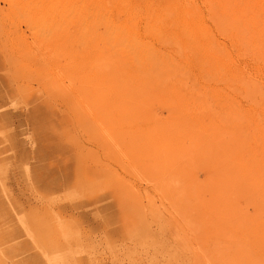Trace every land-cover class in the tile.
<instances>
[{"label": "rangeland", "instance_id": "1", "mask_svg": "<svg viewBox=\"0 0 264 264\" xmlns=\"http://www.w3.org/2000/svg\"><path fill=\"white\" fill-rule=\"evenodd\" d=\"M0 264H264V0H0Z\"/></svg>", "mask_w": 264, "mask_h": 264}]
</instances>
